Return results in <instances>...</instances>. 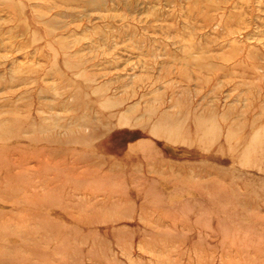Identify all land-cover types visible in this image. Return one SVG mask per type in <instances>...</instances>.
<instances>
[{
  "label": "rangeland",
  "instance_id": "obj_1",
  "mask_svg": "<svg viewBox=\"0 0 264 264\" xmlns=\"http://www.w3.org/2000/svg\"><path fill=\"white\" fill-rule=\"evenodd\" d=\"M2 135L0 264H264V0H0Z\"/></svg>",
  "mask_w": 264,
  "mask_h": 264
},
{
  "label": "bare ground",
  "instance_id": "obj_2",
  "mask_svg": "<svg viewBox=\"0 0 264 264\" xmlns=\"http://www.w3.org/2000/svg\"><path fill=\"white\" fill-rule=\"evenodd\" d=\"M78 130V129H77ZM79 131V130H78ZM169 135H171V134H173L172 132H169L168 133ZM6 137H8V136H5V135H2V136H0V138H6ZM82 138H78V140L80 141ZM83 140V139H82Z\"/></svg>",
  "mask_w": 264,
  "mask_h": 264
}]
</instances>
